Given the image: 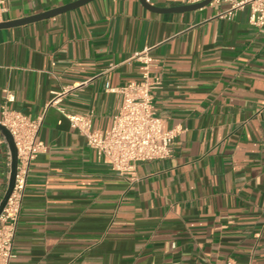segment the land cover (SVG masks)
I'll use <instances>...</instances> for the list:
<instances>
[{
	"label": "crops",
	"instance_id": "obj_1",
	"mask_svg": "<svg viewBox=\"0 0 264 264\" xmlns=\"http://www.w3.org/2000/svg\"><path fill=\"white\" fill-rule=\"evenodd\" d=\"M77 1L8 0L3 23ZM230 9L94 0L0 29V110L42 117L48 146L31 168L12 264H264V30L249 7L221 17ZM145 55L163 81L157 115L179 133L170 158L121 176L59 108L110 131L123 103L114 90L141 79ZM7 168L1 147L0 203Z\"/></svg>",
	"mask_w": 264,
	"mask_h": 264
},
{
	"label": "built area",
	"instance_id": "obj_2",
	"mask_svg": "<svg viewBox=\"0 0 264 264\" xmlns=\"http://www.w3.org/2000/svg\"><path fill=\"white\" fill-rule=\"evenodd\" d=\"M206 0H186L188 5ZM8 0H0V24L4 22V6ZM230 3L231 9L221 17H233L236 12L250 8L249 24L264 30V0H214ZM213 2V3H214ZM145 67L138 82H130L118 91L123 97L120 112L114 117L108 132L93 129V114H67L71 126L86 141V145L97 152L98 156L119 175L131 174L139 162L166 160L173 154V143L177 130L167 131L164 122L158 117L154 94L163 81L160 76L152 75V59L147 55L141 58ZM61 95L51 102L59 106ZM12 94H7V102H14ZM0 124L11 133L18 153L17 175L13 193L0 216V264H12L15 257L14 244L22 213V205L31 168L39 155L48 151V146L39 139L43 118L33 119L21 112L9 109L6 105L0 110ZM6 147L7 176L11 175L12 157L8 143L0 132V148ZM226 264H241L229 260Z\"/></svg>",
	"mask_w": 264,
	"mask_h": 264
},
{
	"label": "water",
	"instance_id": "obj_3",
	"mask_svg": "<svg viewBox=\"0 0 264 264\" xmlns=\"http://www.w3.org/2000/svg\"><path fill=\"white\" fill-rule=\"evenodd\" d=\"M92 1H94V0H79L77 2L69 4L67 6H63L61 8H57V9L51 10L49 12H45L43 14H39L36 16H32L29 18H25V19L13 21V22L1 23L0 29H7V28H12V27L22 26V25H26V24L35 23V22L46 20V19L54 18V17H57L59 15L65 14L67 12L76 10V9H78V8L84 6V5H86ZM141 2L143 4H145V7L148 10H151L153 12H158V13H185V12L197 11V10H200L202 8L208 7L214 2V0H206V1L199 3V4L186 5V6H182V7H178V8H172V9H158V8L152 7L150 5H146V0H141ZM0 132L5 137V139L8 143L9 150H10L11 157H12L11 175L9 178L8 188H7V191H6L2 201L0 203V216H1L5 206L7 205V202L9 200L10 196L13 193V189L15 186L16 175H17V166H18V153H17V148L15 145L14 139H13L11 133L9 132V130L0 124Z\"/></svg>",
	"mask_w": 264,
	"mask_h": 264
}]
</instances>
